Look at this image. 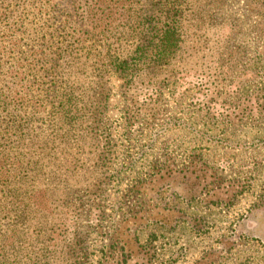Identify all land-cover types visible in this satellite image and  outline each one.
<instances>
[{"label":"rangeland","instance_id":"rangeland-1","mask_svg":"<svg viewBox=\"0 0 264 264\" xmlns=\"http://www.w3.org/2000/svg\"><path fill=\"white\" fill-rule=\"evenodd\" d=\"M88 1L0 0L36 19L22 28L26 50L42 45L47 19L50 31L63 33V21L77 20ZM209 2L182 0L180 47L165 66L151 74L139 70L128 85L107 75L103 124L97 98L82 94L94 78L90 51L130 49L129 26L116 23L103 43L58 38L55 47L71 41L59 78L74 85L79 112L70 123L67 109L59 108V123L50 127L31 109L15 128L35 141L50 140L56 156L45 165L69 172H48L38 182L43 228L21 233L17 264H264V124L250 121L248 113V123L236 118L248 100L264 96V0H227L223 16L212 19L203 12ZM169 6L167 0H140L134 9L159 21ZM51 57L57 60L40 68L43 76L60 63L59 55ZM167 78L174 79L163 97L171 123L134 127L140 107L153 113L152 89ZM57 79L50 74L45 81ZM240 85L242 93L234 94ZM57 104L64 101L58 97Z\"/></svg>","mask_w":264,"mask_h":264},{"label":"trees","instance_id":"trees-1","mask_svg":"<svg viewBox=\"0 0 264 264\" xmlns=\"http://www.w3.org/2000/svg\"><path fill=\"white\" fill-rule=\"evenodd\" d=\"M131 1L132 3L127 4V0H90L83 13L77 14V20L71 21L68 17L63 21L65 28L63 33L61 29L57 34L50 31L51 18H49L45 23L47 31L40 42L42 45L36 43L29 50L24 48L21 36L27 30L23 31L22 28L27 22L36 19L29 16L28 9H10V5L5 6L4 2H0V27L4 26L6 31L5 34L0 33V264H17L15 261L17 254L14 250L21 233L26 231L38 234L43 228L40 213L44 209L40 207L36 196L40 190L41 185H38V182L40 183L41 177L49 173L53 176L57 173L56 176L68 177L69 171L63 172L57 169V172L53 165H45L53 162L52 158L56 156L55 145L50 140L45 136L42 139L38 136L35 141L22 127L15 128L19 117L28 114L31 109L36 113H42L44 123L50 127L59 123V108L67 109L65 112H69L70 123L79 112L77 109L79 98L75 95L74 85H64L65 81L60 80L63 78L62 72L66 70L63 67L65 61L62 62L63 54H67L71 41H68V47L65 45L55 47L58 38L60 43H63L61 41L63 38L73 39V43L77 44H86L87 40L103 43L107 39L108 29L116 23L129 26L126 36L133 42L130 49L109 50L103 47L98 54L90 51L89 62L94 78L89 82L91 86L82 90V94L85 98H97L96 104L101 109L102 124L106 123L103 115L106 110L104 86L107 75L115 73L128 85L136 79L135 74L139 70L151 74L153 67L165 66L170 56L175 55L180 47L177 41L181 29L178 20L183 18L180 10V6L183 5L182 0H167L170 6L161 11L159 21L156 20V14L148 17L141 13V10L135 11L134 6L138 9L140 0ZM211 1L213 2L205 5L203 12L212 19L216 13L219 17L225 12L221 4L227 0ZM131 11L132 15L128 14ZM231 40L232 37H228L225 42L229 44ZM146 42L148 45L145 44ZM40 48H43L42 51ZM51 53L60 56V63L56 69L46 70L47 75L43 76L44 72L40 68H48L53 60H57L51 57L55 55ZM75 72L77 69L69 74L73 75ZM50 74L58 79L45 81ZM172 80L174 79L167 78L155 83L153 94L149 99L150 103L155 105L154 111L145 115L140 107L138 114L131 119L134 127L141 129L147 125L162 123L165 128L171 123V117H165L168 112L163 97ZM243 86L235 87L233 93L241 94ZM58 97L64 101V104L58 106ZM257 98L258 100L255 98V101H252L253 99L247 101L253 106L245 103L241 118L239 114L236 115L239 123H248L244 121L248 113L250 121L253 120L258 125L264 124V96ZM200 107L204 109L205 104H201ZM237 109L239 107L234 108L233 112ZM208 110L211 113V109ZM158 115L162 118H158ZM96 121L99 122L100 119ZM27 124L26 121V127ZM22 147L26 152L21 151ZM36 152L37 155L33 157ZM53 176L48 177L54 179Z\"/></svg>","mask_w":264,"mask_h":264}]
</instances>
